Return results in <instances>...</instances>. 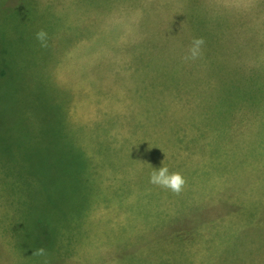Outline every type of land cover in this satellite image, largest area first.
I'll list each match as a JSON object with an SVG mask.
<instances>
[{"label":"rangeland","instance_id":"374dc122","mask_svg":"<svg viewBox=\"0 0 264 264\" xmlns=\"http://www.w3.org/2000/svg\"><path fill=\"white\" fill-rule=\"evenodd\" d=\"M121 1L0 0V264H148L144 244L191 239L241 201L248 220L214 264H264V38L254 1ZM197 37L203 55L185 61ZM149 61L182 79L195 62L203 76L206 64L209 87L156 89L157 105L147 97L163 69ZM210 90L227 123L218 140ZM165 159L197 170L192 183L141 200L150 183L137 185ZM144 217L167 221L149 235ZM172 260L184 264L161 263Z\"/></svg>","mask_w":264,"mask_h":264},{"label":"crops","instance_id":"0c3cea01","mask_svg":"<svg viewBox=\"0 0 264 264\" xmlns=\"http://www.w3.org/2000/svg\"><path fill=\"white\" fill-rule=\"evenodd\" d=\"M237 1H252V0H237ZM253 11H254V16H255V24L257 29L260 31L259 35L260 36V43L263 41L264 38V0H253ZM261 1V2H260ZM249 6L250 9V5H247V7ZM257 36V37H258ZM221 44L226 47L225 43H223L221 41ZM252 126V125H251ZM230 127L232 128V125H230ZM239 127V126H238ZM237 127V128H238ZM243 128H246L245 126H241ZM250 127V126H248ZM227 129V127H226ZM225 133H227V131L221 130L220 132L215 133L216 136V140H218V138L222 135H224ZM140 170L137 171L136 174H139ZM174 172H178L180 174H182V176L185 178L187 175L189 176V180L186 181V184H188V182L191 184L192 183V176L193 174H195L197 172V170H192V168L189 171L186 172H181V171H172L169 173H174ZM148 174L150 172H147ZM139 179H137L136 182H134V184L136 185V183H139ZM187 178H185L186 180ZM210 178H206L205 184H207L209 182ZM148 182V181H147ZM150 183V182H149ZM146 185L143 183L142 181V185L141 188L145 187ZM159 188V186L153 185L150 183L149 187L147 188V190L143 191L142 195H140L141 200L146 197L151 191H154L155 189ZM158 194L164 193V190H159L157 191ZM171 191L168 192V194ZM259 194L258 192H254L253 195H249V200L248 202L252 204V202L256 201V206L259 205L257 202L259 199H256V195ZM176 196H178L177 194H174ZM261 197V196H260ZM175 198V197H174ZM180 196L178 198V200H180ZM176 199V198H175ZM183 200V199H182ZM244 203L238 202L237 207L234 208L233 210H228V213L226 215H223L222 217H212L210 216L211 220H215L214 223H211L208 220H204L203 222L207 223V224H203L200 223V225L196 228L193 229V231L190 233L191 235V239H186L185 235L188 233H179L180 235H170L167 236L165 238H167L169 241V245L174 243L175 245L178 243V241H180L183 245H185L183 248H178L179 251H170V253L168 255H165V250L167 249V247L169 246L168 243L165 247H163L161 244H159V247H154V245L149 246L152 242H150L148 245L144 244V246H148L149 247V251L146 255L145 258L147 259L148 264H167V262L165 263H161L162 259L165 258V256H171L173 257V259H178L180 260L182 263L184 264H195L194 262L196 261L197 263H201V264H214L215 260L220 256V248L221 247H225L227 246V244L233 240V234L236 233L237 231H239V229L242 227L240 220H248L247 219V214L246 216H241L240 215V210L244 209V211H246L247 213L249 212V210L247 208H241L242 205H244ZM198 211L200 209H197ZM159 214V213H158ZM230 214V215H229ZM160 215V214H159ZM142 223L148 226L147 231L149 232V235H151V233L154 232V224L157 222H165L167 220H163L158 219V220H147L149 218H142ZM176 219V218H175ZM134 224H135V220H134ZM209 227V233L207 232V228ZM151 240H155L154 238H152ZM149 241V240H148ZM144 241L142 240V242H140V246L142 245ZM199 245V249H198V253L194 254L193 252H190L187 250L193 246ZM219 250V251H218ZM150 253V256H148V254ZM165 255V256H164ZM189 256H193V259L189 261ZM199 257L200 259L195 260L194 258ZM172 262L174 263H170V264H176L177 261L172 260ZM178 263V262H177ZM179 264V263H178Z\"/></svg>","mask_w":264,"mask_h":264},{"label":"trees","instance_id":"16d2710c","mask_svg":"<svg viewBox=\"0 0 264 264\" xmlns=\"http://www.w3.org/2000/svg\"><path fill=\"white\" fill-rule=\"evenodd\" d=\"M109 0H99V2L101 3V6L106 4ZM111 3H122L121 0H110V4ZM196 64L188 71H186L184 74H183V79L182 78H176V73H178V70L177 72L174 74V73H171V71L169 70H164V66L162 65V63H159V62H156V63H152L149 61V64H146V68H150V67H159V64L161 65L160 68H157L156 70H159V71H163L162 72H159L155 77H154V82H151V87H152V91L150 92V94L152 96H148V100L149 101H154L156 100V102L158 101V98L156 96H153L155 95L154 92L155 90H159L162 94L166 93V92H169V90L172 88L173 84H176L177 87H181L180 89H182L183 87H189V86H192L194 84H203L205 83V87H209V80L210 79H206L203 80L201 79L204 75H206V72H207V75H208V78L211 77V74L209 73V67L205 64V72H204V75L203 76H200L199 75V71H198V65L201 64L200 62H195ZM211 69V68H210ZM168 73L167 74H164V73ZM161 73V75H160ZM160 75V76H159ZM183 80L182 82V86H181V82L180 81ZM179 89V90H180ZM148 92V91H147ZM207 95L209 96V115H210V120L211 122V130L215 133L217 132H220L221 130H224L227 126V123H226V118L224 117V113L222 116H219V113H221V108L219 107V98L215 97V96H211V90L207 92ZM162 100V99H161ZM162 102V101H161ZM158 104H161V103H158L157 102V105ZM162 105V104H161ZM164 106V105H163ZM218 111V117H214V113ZM147 121L149 122V119H147ZM208 123V125H209ZM67 131H68V139H69V142L72 146H77L79 147V144L76 140H74V138L72 137L73 134H71V132L68 130V126H67ZM202 135V134H201ZM203 138V136H199V137H196V140H193V143H196L199 139ZM105 149V148H104ZM103 150V149H101ZM79 151L82 152V149L79 147ZM83 155H84V151H83ZM178 159V158H177ZM167 160V161H165ZM163 160V166H166L168 169H169V172H172V171H181V172H186V171H189L191 168H187L185 167L183 164L181 163H178L179 166L174 168V169H171L174 167L175 163L172 164L171 161L173 162H176L174 159H165ZM84 161H85V164H87V161L85 160V156H84ZM165 161V162H164ZM151 164V163H150ZM168 165H170L171 167H168ZM159 168L161 167H154L153 166V169H151L150 172L148 175L144 176V178H142V181L145 185H147V183L149 182V178H150V175L153 171H157ZM148 181V182H147ZM110 188V187H109ZM137 188H141V185L138 184L137 185ZM139 190V189H137ZM131 191V190H130ZM111 192V191H110Z\"/></svg>","mask_w":264,"mask_h":264},{"label":"clouds","instance_id":"9594fccd","mask_svg":"<svg viewBox=\"0 0 264 264\" xmlns=\"http://www.w3.org/2000/svg\"><path fill=\"white\" fill-rule=\"evenodd\" d=\"M36 39L41 42L42 47H47V33L43 30L36 33ZM205 39L203 37L193 38L188 50V54L184 56L185 61H196L203 55L202 46L205 45ZM149 182L153 185L166 188L179 195L185 184L186 180L182 174L178 172L169 173V169L166 166L159 168L157 171H153L150 175ZM39 252H43L40 249Z\"/></svg>","mask_w":264,"mask_h":264}]
</instances>
